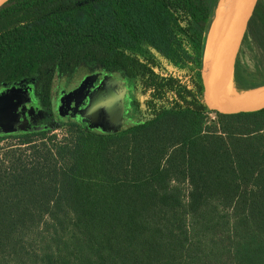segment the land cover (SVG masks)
<instances>
[{
    "label": "trees",
    "instance_id": "trees-1",
    "mask_svg": "<svg viewBox=\"0 0 264 264\" xmlns=\"http://www.w3.org/2000/svg\"><path fill=\"white\" fill-rule=\"evenodd\" d=\"M226 1L0 9V82L34 77L43 88L57 70L97 62L126 71L147 103L143 121L116 133L71 123L59 141L37 132L0 153V264H264V108L221 114L200 103ZM247 39L254 68L235 60L238 91L264 84V0Z\"/></svg>",
    "mask_w": 264,
    "mask_h": 264
},
{
    "label": "flooded vegetation",
    "instance_id": "flooded-vegetation-1",
    "mask_svg": "<svg viewBox=\"0 0 264 264\" xmlns=\"http://www.w3.org/2000/svg\"><path fill=\"white\" fill-rule=\"evenodd\" d=\"M148 65L153 66L151 62ZM80 68L83 71L77 74ZM162 68L153 66L155 72L167 75L170 68ZM110 80L123 83L124 88L123 122L117 130L110 129L112 123L105 116L87 119L83 114L94 91L103 89L107 96L113 93ZM41 86L34 77H12L0 82V105L5 107L0 113V138L30 136L71 123L101 133H116L127 122L132 124L147 117L145 92L120 68L97 62L79 64L74 70L55 71L47 87Z\"/></svg>",
    "mask_w": 264,
    "mask_h": 264
},
{
    "label": "water",
    "instance_id": "water-1",
    "mask_svg": "<svg viewBox=\"0 0 264 264\" xmlns=\"http://www.w3.org/2000/svg\"><path fill=\"white\" fill-rule=\"evenodd\" d=\"M13 1L0 0V9ZM258 3L259 0H238L234 2L231 24L217 49L213 52L214 36L219 21L217 22L214 34L206 44L205 59L200 71V103L205 110L217 111L221 114H237L264 108V84L251 89L237 91L236 94L244 93L240 99L231 98V100H226L224 96L226 85H229L230 91L231 86H234L232 72L236 54ZM224 10L220 18H222ZM110 81V86L114 87L113 93L107 96L103 89L94 91L90 96L88 107L84 110L83 114L87 119L105 116L112 123L110 129L117 130L123 122L122 97L124 88L123 83L116 80ZM1 107L3 105H0V113L5 110V107H3V110ZM92 124L97 123L93 121Z\"/></svg>",
    "mask_w": 264,
    "mask_h": 264
},
{
    "label": "rangeland",
    "instance_id": "rangeland-1",
    "mask_svg": "<svg viewBox=\"0 0 264 264\" xmlns=\"http://www.w3.org/2000/svg\"><path fill=\"white\" fill-rule=\"evenodd\" d=\"M238 0H227L224 4V8L226 9V7L231 3V2H236ZM249 39V38H248ZM242 40L240 47L237 51L236 54V59H238L240 61V63L247 68L248 71H252L253 70V60H252V50L251 48H249L248 46V41L249 40ZM221 40H214V46H213V52L215 49H217V47L219 46ZM81 71H83V68H80L79 71L77 72V74H80ZM238 90L234 87L231 86V93L232 94H236ZM215 119V115L214 113H208L207 114V120H214ZM130 123L127 122L122 128L125 129L127 126H129ZM67 127L68 125H64V126H54L52 128H50L49 130L46 131V135L47 137H51L52 140L54 141H59L61 140L64 136H66L67 133ZM31 137H34L35 135H30ZM36 140V138H33ZM8 147H19L20 149L24 148V145H20L19 144V138L16 137H7V138H0V153H2V151Z\"/></svg>",
    "mask_w": 264,
    "mask_h": 264
},
{
    "label": "bare ground",
    "instance_id": "bare-ground-1",
    "mask_svg": "<svg viewBox=\"0 0 264 264\" xmlns=\"http://www.w3.org/2000/svg\"><path fill=\"white\" fill-rule=\"evenodd\" d=\"M233 3L234 2H231L226 7V9L224 10V14H223L222 18H220V20L218 22L217 29H216V34L214 36V39H216V40H221L224 37L228 27L231 24L232 12H233ZM243 95H244V93H237L235 95H232V93L230 92L228 84L226 85V87L224 89V96H225L226 100H231V98L240 99V98H242Z\"/></svg>",
    "mask_w": 264,
    "mask_h": 264
}]
</instances>
